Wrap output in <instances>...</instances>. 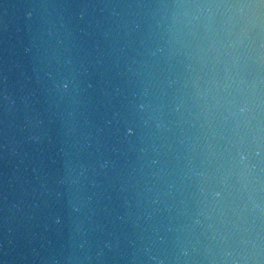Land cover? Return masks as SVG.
<instances>
[{"label":"water","instance_id":"obj_1","mask_svg":"<svg viewBox=\"0 0 264 264\" xmlns=\"http://www.w3.org/2000/svg\"><path fill=\"white\" fill-rule=\"evenodd\" d=\"M0 264H264V0H0Z\"/></svg>","mask_w":264,"mask_h":264}]
</instances>
